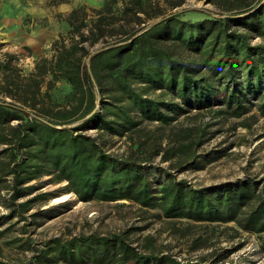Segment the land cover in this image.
I'll list each match as a JSON object with an SVG mask.
<instances>
[{"label": "trees", "instance_id": "16d2710c", "mask_svg": "<svg viewBox=\"0 0 264 264\" xmlns=\"http://www.w3.org/2000/svg\"><path fill=\"white\" fill-rule=\"evenodd\" d=\"M184 2L83 4L69 12L67 35L52 41L51 56L38 57L33 71L23 74L12 64V55L0 59V93L14 99L0 98V187L6 181L11 188L4 199L9 205L6 220L26 219L31 209L48 199L49 192L25 198L34 189L27 184L55 175L80 199L128 200L142 208L160 207L166 217L227 221L249 206L244 227L264 231V186L256 194L249 189L252 181L232 187H196L169 172L160 194L154 190L148 176L156 168L154 158L160 155L179 171L198 167L211 124L177 121L164 145L161 139L146 145L147 140L139 136L133 139L134 151L126 156L108 152L85 132L90 122L112 136L131 137L143 129L145 120L169 126L191 108L212 109L222 91L227 92L223 102L227 107L234 104L231 110L237 114L245 111V99H251L248 94L260 96L264 114V42H251L252 35L264 39V0H223L224 16L198 20L182 18L185 9L175 10ZM98 42L105 46L91 54V46ZM59 80L71 87L65 105L46 100ZM138 82L142 85L136 86ZM158 87H168L173 102L144 92ZM166 108L173 116L164 112ZM153 239L145 237L149 245ZM35 260H0V264H195L170 253L140 249L128 239L127 231L66 240L55 236L43 243Z\"/></svg>", "mask_w": 264, "mask_h": 264}, {"label": "rangeland", "instance_id": "374dc122", "mask_svg": "<svg viewBox=\"0 0 264 264\" xmlns=\"http://www.w3.org/2000/svg\"><path fill=\"white\" fill-rule=\"evenodd\" d=\"M103 1L0 0V59L6 54L12 55V64L23 74L33 71L38 57L51 56L52 41L60 34L67 35L69 12L83 4L99 7ZM221 1L223 0H185L175 10L185 9L181 12V17L190 20L224 16L225 10ZM251 42H264V39L252 35ZM103 46L105 43L98 42L91 46L90 53L93 54ZM89 59L90 57L85 59L87 65ZM1 81L0 69V83ZM140 84L142 85L138 82L136 86ZM70 92L71 87L59 80L46 100L56 103L54 105H65ZM144 92L149 97L173 102V92L168 87ZM226 94V91H222L214 98L212 109L199 112V109L191 108L169 126L164 127L157 120H145L143 129L132 133V137L129 134L112 136L94 122L88 124L85 132L95 136L108 152L126 156L134 151L133 139L137 140L139 136L142 140H147L146 145L157 139H161L164 145L171 126L177 121L183 125L194 121L209 123L211 126L207 128L206 140L200 149L204 156L200 157L198 167L179 171L170 167L168 161H162L160 155L154 158L153 165L156 168L150 169L148 176L156 187V193L160 194L161 183L169 176V172H173L177 179H186L196 187H220L223 184L232 187L252 181L249 189L261 194L264 186V114L259 109L261 98L248 94L251 99H245V111L237 114L231 110L234 104L227 107V103L223 102ZM108 96L107 94L105 98H109ZM0 98L14 101L1 93ZM98 105L102 110L100 99ZM219 107H223L224 111L217 113L215 110ZM164 112L171 116L174 114L167 108ZM16 122V119L11 121L13 124ZM140 154L137 156L141 157ZM7 184L2 181L0 187V260L3 261L36 262L40 247L55 236L66 240L79 235H110L127 231L128 239L138 248L146 247V250L156 253H170L184 262L264 264V231L244 227L249 206L237 217L227 221L166 217L160 207L142 208L128 200L108 202L96 198L80 199L76 193L65 188L66 181L59 182L55 175H44L27 184L34 189L25 198L41 192H49L50 197L37 208L31 209L26 214V219L6 220L3 216L9 212V205L4 199H8L11 194V188ZM32 212H36V215L31 216ZM146 236L154 238L153 244L149 245L145 240ZM39 264L47 263L43 261ZM57 264L68 263L60 261Z\"/></svg>", "mask_w": 264, "mask_h": 264}, {"label": "bare ground", "instance_id": "6f19581e", "mask_svg": "<svg viewBox=\"0 0 264 264\" xmlns=\"http://www.w3.org/2000/svg\"><path fill=\"white\" fill-rule=\"evenodd\" d=\"M38 40V39H37Z\"/></svg>", "mask_w": 264, "mask_h": 264}]
</instances>
